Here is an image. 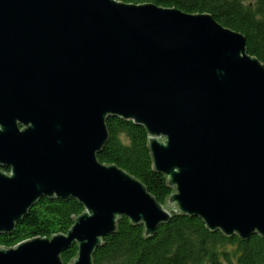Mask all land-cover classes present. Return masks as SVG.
Returning <instances> with one entry per match:
<instances>
[{
  "label": "water",
  "instance_id": "95a60500",
  "mask_svg": "<svg viewBox=\"0 0 264 264\" xmlns=\"http://www.w3.org/2000/svg\"><path fill=\"white\" fill-rule=\"evenodd\" d=\"M119 118L143 127L159 203L97 160ZM2 169H8L3 171ZM76 200L63 234L0 247V264H92L120 217L145 239L177 215L264 240V65L209 14L117 0H0V235L41 198Z\"/></svg>",
  "mask_w": 264,
  "mask_h": 264
},
{
  "label": "trees",
  "instance_id": "16d2710c",
  "mask_svg": "<svg viewBox=\"0 0 264 264\" xmlns=\"http://www.w3.org/2000/svg\"><path fill=\"white\" fill-rule=\"evenodd\" d=\"M126 4L152 3L162 8H176L188 14H209L225 28L245 37L247 53L264 65V0L245 4L244 0H117ZM108 141L97 160L115 165L140 181L161 204H166L173 190L167 179L152 169L147 146V133L119 118L106 121ZM8 171V169H2ZM83 212L74 199L64 201L41 198L28 214L16 224L11 234L0 235V247L11 248L36 237L49 238L63 233L73 219ZM143 226H133L122 216L116 231L103 238L96 249L92 264H264V240L254 234L246 241L238 236L210 232L201 219L177 215L158 227L148 239ZM77 255L76 245L61 254L64 264Z\"/></svg>",
  "mask_w": 264,
  "mask_h": 264
},
{
  "label": "rangeland",
  "instance_id": "374dc122",
  "mask_svg": "<svg viewBox=\"0 0 264 264\" xmlns=\"http://www.w3.org/2000/svg\"><path fill=\"white\" fill-rule=\"evenodd\" d=\"M255 0H244L243 2L245 3V4H249V3H253Z\"/></svg>",
  "mask_w": 264,
  "mask_h": 264
},
{
  "label": "flooded vegetation",
  "instance_id": "af4514ba",
  "mask_svg": "<svg viewBox=\"0 0 264 264\" xmlns=\"http://www.w3.org/2000/svg\"><path fill=\"white\" fill-rule=\"evenodd\" d=\"M249 4H251V3H249Z\"/></svg>",
  "mask_w": 264,
  "mask_h": 264
}]
</instances>
